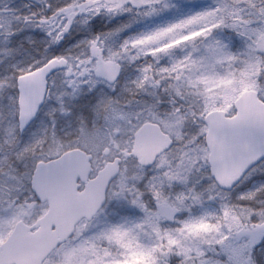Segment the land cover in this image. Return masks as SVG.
I'll list each match as a JSON object with an SVG mask.
<instances>
[{"label": "rangeland", "instance_id": "obj_1", "mask_svg": "<svg viewBox=\"0 0 264 264\" xmlns=\"http://www.w3.org/2000/svg\"><path fill=\"white\" fill-rule=\"evenodd\" d=\"M47 4L51 10H41L36 0H0V191L13 174L4 146L15 139L11 120L17 103L15 79L52 57L67 60L62 94L78 96L75 111L83 112L89 123L90 106L107 87L92 77L81 80L82 69L97 72L105 62L117 67L116 87L126 89L130 98L157 94L166 101L184 98L202 106L204 113L220 108L231 114L232 102L241 91H258L252 77L261 73L264 64L259 58L255 64L249 61L238 34L215 18L219 12L231 13L238 25L243 24L256 12L249 0H224L221 7H215L214 0H47ZM61 27L65 30L60 31ZM93 58L95 65L90 62ZM80 84L94 90L81 93ZM258 94L264 101V92ZM97 109L112 120L118 118L115 111L108 113L100 105ZM98 134L99 129L83 133L81 140L94 144ZM260 181L264 173L252 169L240 187ZM181 196L191 205L192 214L185 219L186 211L184 217L173 218L167 225L161 223L169 211L167 203L143 219H134L132 210L113 201L110 208L115 212H110V219L114 223L104 233L103 242L92 240L85 248L67 253L65 264H178L185 249L191 258V240L220 229L208 218L214 211H196L200 193L189 190ZM125 212L131 215H121ZM2 213L0 205V242L16 221H24L25 214ZM223 214L227 216V208ZM178 220L182 222L177 224ZM227 238V233L217 235L216 243ZM232 254L239 258L240 250L232 249ZM254 255L258 264H264V248L258 246Z\"/></svg>", "mask_w": 264, "mask_h": 264}, {"label": "clouds", "instance_id": "obj_2", "mask_svg": "<svg viewBox=\"0 0 264 264\" xmlns=\"http://www.w3.org/2000/svg\"><path fill=\"white\" fill-rule=\"evenodd\" d=\"M223 2L214 0V6L221 7ZM215 18L223 21L222 27L238 34L245 50L243 55L249 61L255 64L259 58L264 64V12H253L239 25L231 13L219 12ZM84 47L87 53V45ZM90 62L95 65L96 59ZM68 70L67 64H57L45 73L47 94L27 118H19V105L15 104L16 111L11 115L15 139L4 146L10 153L13 174L6 189L0 191L2 214L24 212L23 220L28 224L50 207L48 194L36 181L38 171L46 168L40 161L80 148L89 153L90 175L98 177L100 187L94 209L78 211L71 227L53 238L38 264H65L67 253L85 248L92 240L103 242L104 233L114 223L110 219V212H115L110 208L113 201L132 210L134 219H143L164 203L169 211L162 224L184 217L186 211L187 219L192 214L191 205L181 193L189 190L200 193L196 211L201 214L214 211L208 218L219 225L220 231H209L191 240L194 254L189 258V250L185 249L178 264H258L255 250L258 246L264 248V181L244 189L240 185L241 176L252 169L258 168L264 173V152L251 159H230L229 163L234 161L236 170L230 179L222 180L219 172L223 162H214L207 154L208 121L202 106L190 104L184 98L166 101L159 94L132 99L126 89L116 87L119 74L109 79L83 67L81 80L92 77L107 87L90 106L89 123L83 112L75 111L74 101L78 96L62 94L64 73ZM252 78L257 81L258 91L264 92V69ZM93 90L79 85L81 93ZM97 105L106 108L108 113L115 111L118 118L112 120L104 111H98ZM145 127H150L156 137L154 148L147 156L142 155L138 147ZM97 129L96 143L82 142L83 133L91 134ZM64 158L66 160L67 156ZM225 208L227 216L223 214ZM224 233L228 238L217 244V235ZM232 249L240 250L239 258L233 256Z\"/></svg>", "mask_w": 264, "mask_h": 264}, {"label": "water", "instance_id": "obj_3", "mask_svg": "<svg viewBox=\"0 0 264 264\" xmlns=\"http://www.w3.org/2000/svg\"><path fill=\"white\" fill-rule=\"evenodd\" d=\"M66 64V60L50 58L39 68L20 75L16 79L19 118H27L35 110L37 103L45 96L46 77L53 65ZM55 71V69H53ZM98 73L106 78L116 77V69L106 63L98 68ZM234 115L225 117L224 111L213 110L207 118V149L212 161L223 162L219 172L222 180H228L236 168L238 158H254L264 152V102L258 99L254 90L243 91L233 102ZM156 137L150 127H145L139 138L140 153L149 155ZM72 153H76L73 155ZM64 156H67L65 160ZM89 155L79 149H70L60 157L46 162L38 171L36 181L48 194L50 207L45 214L30 227L21 221L15 223L12 231L0 244V264H38L39 257L71 223L78 211H91L98 200V177L88 179L82 191H77V180L85 181L89 174ZM243 176H241L242 178ZM23 224V227L18 225ZM35 228L28 232V229Z\"/></svg>", "mask_w": 264, "mask_h": 264}, {"label": "trees", "instance_id": "obj_4", "mask_svg": "<svg viewBox=\"0 0 264 264\" xmlns=\"http://www.w3.org/2000/svg\"><path fill=\"white\" fill-rule=\"evenodd\" d=\"M41 5V10H51L50 7H48L47 0H36ZM41 2V3H40ZM249 3L254 11L261 12V0H249Z\"/></svg>", "mask_w": 264, "mask_h": 264}, {"label": "flooded vegetation", "instance_id": "obj_5", "mask_svg": "<svg viewBox=\"0 0 264 264\" xmlns=\"http://www.w3.org/2000/svg\"><path fill=\"white\" fill-rule=\"evenodd\" d=\"M167 214H168V213H167ZM167 214H166V215H167Z\"/></svg>", "mask_w": 264, "mask_h": 264}]
</instances>
